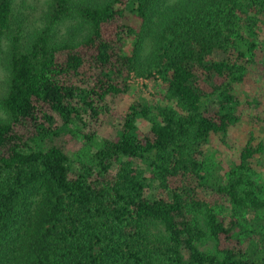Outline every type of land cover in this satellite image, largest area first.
Returning a JSON list of instances; mask_svg holds the SVG:
<instances>
[{
	"label": "trees",
	"instance_id": "16d2710c",
	"mask_svg": "<svg viewBox=\"0 0 264 264\" xmlns=\"http://www.w3.org/2000/svg\"><path fill=\"white\" fill-rule=\"evenodd\" d=\"M15 1L0 264H264L263 96L240 92L264 79V0H50L30 33ZM133 76L150 100L120 108ZM203 212L217 254L197 245Z\"/></svg>",
	"mask_w": 264,
	"mask_h": 264
},
{
	"label": "rangeland",
	"instance_id": "374dc122",
	"mask_svg": "<svg viewBox=\"0 0 264 264\" xmlns=\"http://www.w3.org/2000/svg\"><path fill=\"white\" fill-rule=\"evenodd\" d=\"M50 0H16L15 1V11L14 16H16V19L19 21L20 24L23 26V31L25 33H30L35 29L40 28L44 23V17L46 15L48 2ZM173 1V0H172ZM72 23H66L63 26V31L65 28L69 29ZM129 45L127 48H129ZM128 50V49H127ZM8 77L9 73L6 67V60L5 56L3 55L1 57L0 61V100L7 92V83H8ZM258 77H251L248 84L245 85V87L240 90V92L245 96L249 94H261L263 97L260 100V107L258 109H255L253 112L255 114H261L264 116V79L259 82L257 81ZM132 83L135 85V89L130 95L119 97L117 100L118 107L120 108H128L129 104L133 102L136 99H139L141 101H147L150 100L151 97V83L149 81H146L145 79L138 78L136 76H133L131 79ZM0 118H6L5 112L0 109ZM139 126L143 131H147L149 129V125L147 122H144L142 120L139 121ZM262 128L256 129V134L258 137L262 138L264 140V122L261 124ZM243 128L248 130L250 128V125H245ZM238 134V140H243L244 138V131L239 130L237 131ZM252 178L258 183V185L262 188V194L260 195L261 198L264 200V161L257 162L254 168V172L252 173ZM264 219V214H263ZM198 221L200 223L201 229L206 233V236L197 243L198 247L207 253L211 254H217L216 250V242L211 237L210 232L206 226V218L205 213L198 214ZM259 219H253V217L247 219L246 225L250 227L251 229H255L256 224H259ZM260 231H262L260 228L256 229L253 233L258 234Z\"/></svg>",
	"mask_w": 264,
	"mask_h": 264
}]
</instances>
